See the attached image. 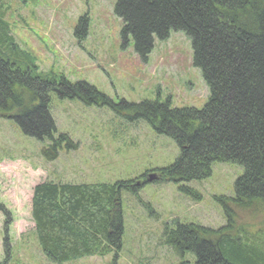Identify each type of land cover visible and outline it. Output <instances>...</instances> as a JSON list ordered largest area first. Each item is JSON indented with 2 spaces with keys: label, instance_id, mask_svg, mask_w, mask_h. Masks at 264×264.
Wrapping results in <instances>:
<instances>
[{
  "label": "trees",
  "instance_id": "obj_1",
  "mask_svg": "<svg viewBox=\"0 0 264 264\" xmlns=\"http://www.w3.org/2000/svg\"><path fill=\"white\" fill-rule=\"evenodd\" d=\"M113 12L121 21L122 40H130L143 61L154 38L166 39L171 31L185 35L192 65L208 90L201 108L171 107L168 100L114 104L87 82L40 72L35 58L14 42L0 19V117L14 120L27 136L47 140L41 153L54 159L62 145L71 149L74 144L62 133L54 137L49 112L53 92L60 99L125 112L129 122L143 120L156 134L170 138L179 154L156 169L155 181L201 180L210 175L213 162L240 165L234 196L217 198L226 224L209 229L176 223L174 229H164L165 241L179 255L192 252L195 264H264V230L237 224L234 211L264 213V0H116ZM86 31L87 20L81 17L75 36L80 40ZM136 183L35 184L30 214L42 253L61 263L119 250L121 191L136 194L141 186ZM179 189L200 199L192 188Z\"/></svg>",
  "mask_w": 264,
  "mask_h": 264
},
{
  "label": "rangeland",
  "instance_id": "obj_2",
  "mask_svg": "<svg viewBox=\"0 0 264 264\" xmlns=\"http://www.w3.org/2000/svg\"><path fill=\"white\" fill-rule=\"evenodd\" d=\"M115 2L0 0V19L14 42L35 58L40 72L72 83L87 82L114 104L168 100L171 107L201 108L208 90L192 65L190 41L171 31L166 39L154 38L146 60H141L131 41L124 42L120 36ZM81 17L87 20V31L78 40L75 27ZM49 98L54 137L62 133L74 144L71 149L62 145L54 159L41 153L47 140L27 136L14 120L0 117V264H195L192 252L179 255L166 243L164 229H174L176 223L209 229L225 225L217 198L234 196V182L243 172L240 165L213 162L210 175L201 180L151 181L138 186L136 194L123 190L119 250L61 263L46 258L30 214L35 184L43 180L141 182L143 175L156 174L157 168L172 163L179 154L170 138L156 134L143 120L129 122L125 112L60 99L53 92ZM180 186L191 187L200 199ZM234 211L237 224L264 230V213Z\"/></svg>",
  "mask_w": 264,
  "mask_h": 264
},
{
  "label": "water",
  "instance_id": "obj_3",
  "mask_svg": "<svg viewBox=\"0 0 264 264\" xmlns=\"http://www.w3.org/2000/svg\"><path fill=\"white\" fill-rule=\"evenodd\" d=\"M154 177H155L154 174H150L147 180H148V181H151V180H153Z\"/></svg>",
  "mask_w": 264,
  "mask_h": 264
},
{
  "label": "flooded vegetation",
  "instance_id": "obj_4",
  "mask_svg": "<svg viewBox=\"0 0 264 264\" xmlns=\"http://www.w3.org/2000/svg\"><path fill=\"white\" fill-rule=\"evenodd\" d=\"M146 177H147V176H145V178H144V179H146Z\"/></svg>",
  "mask_w": 264,
  "mask_h": 264
}]
</instances>
